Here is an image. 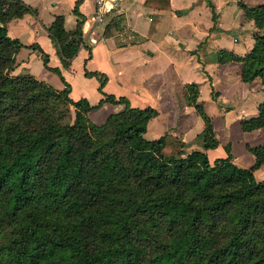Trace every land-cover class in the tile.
I'll return each instance as SVG.
<instances>
[{
    "label": "trees",
    "instance_id": "1",
    "mask_svg": "<svg viewBox=\"0 0 264 264\" xmlns=\"http://www.w3.org/2000/svg\"><path fill=\"white\" fill-rule=\"evenodd\" d=\"M145 4L171 8L169 0ZM77 5L74 29L64 28L62 14L47 27L63 65L83 44ZM242 5L263 30L245 54L219 49L216 60L240 61L241 79L264 85V2ZM28 11L35 9L22 0H0V264H264V177L254 175L264 144H246L255 160L244 167L232 161L229 143L226 156L211 161L203 149L185 151L170 132L147 138L157 109L105 92L107 76L96 70L84 73L98 78L103 97L74 100L47 52L8 35L5 23ZM21 46L40 51L64 87L12 75ZM198 91L196 82L185 84V99L204 123L203 146L213 148L218 139ZM105 101L125 107L97 124L88 113ZM240 126L264 127V101Z\"/></svg>",
    "mask_w": 264,
    "mask_h": 264
},
{
    "label": "crops",
    "instance_id": "2",
    "mask_svg": "<svg viewBox=\"0 0 264 264\" xmlns=\"http://www.w3.org/2000/svg\"><path fill=\"white\" fill-rule=\"evenodd\" d=\"M22 1L35 12L10 18L5 23L8 35L25 45L37 43L47 52L48 65L60 69L74 100L86 97L95 104L103 97L98 78L84 73L85 68L99 71L107 76L105 92L125 96L132 106L157 109L158 114L148 121L144 134L147 138L170 132L183 141L184 150L203 149L211 161L226 156L225 145L229 143L234 163L248 167L254 162V154L246 144H264V127L245 131L240 120L257 114L264 101V85L259 77L244 82L242 63L218 62L216 52L227 49L243 55L249 51L254 34L263 29L247 16L242 3L251 7L264 0H210L213 8L206 0H169V9L146 5L145 0H121V7L104 22L94 21V0H78L77 8L83 16V44L68 65L61 63L47 27L56 15L62 14L64 28L74 29L77 0ZM119 36L127 41H120ZM12 72L31 74L58 89L64 87L59 75L43 65L37 49L19 47ZM188 82L198 84L197 100L212 118L216 147L203 146L204 123L185 99ZM213 90L217 92L216 99L212 97ZM124 107V103L105 101L88 115L102 123ZM254 175L264 177V163L254 169Z\"/></svg>",
    "mask_w": 264,
    "mask_h": 264
},
{
    "label": "built area",
    "instance_id": "3",
    "mask_svg": "<svg viewBox=\"0 0 264 264\" xmlns=\"http://www.w3.org/2000/svg\"><path fill=\"white\" fill-rule=\"evenodd\" d=\"M93 18L95 22H104L111 17L113 11L121 7V0H94Z\"/></svg>",
    "mask_w": 264,
    "mask_h": 264
},
{
    "label": "rangeland",
    "instance_id": "4",
    "mask_svg": "<svg viewBox=\"0 0 264 264\" xmlns=\"http://www.w3.org/2000/svg\"><path fill=\"white\" fill-rule=\"evenodd\" d=\"M128 39H130V38H128ZM119 40H120V41H127V38H126V40H124V39H122V38L119 36ZM14 66H15V65H14ZM13 68H14V67H13ZM12 71H13V69H12L11 72H10L12 75H19V74H21V73H18V74L16 73V74H15V73H13ZM78 72H79V69H78ZM60 107H62V106H60ZM69 108H70L69 111H70V115H71V119H72V118H74V109H73L72 106H69ZM63 109H64V107H63ZM60 113H64V112L61 110ZM197 115H198V114H197ZM95 123H96V122H95ZM97 124H101V123H97ZM145 137H146V136H145ZM200 146H201V145H200ZM188 149H189V148L185 149V151H188ZM258 173H259V172H258ZM258 173H257V176H259ZM256 178H257V177H256ZM257 179H258V178H257ZM258 180H259V179H258ZM225 228H226V226H224V227L221 228L219 239L222 237V235H223V231H224Z\"/></svg>",
    "mask_w": 264,
    "mask_h": 264
}]
</instances>
